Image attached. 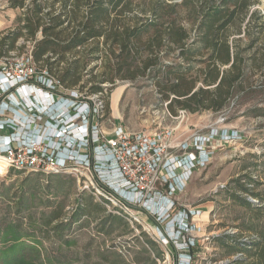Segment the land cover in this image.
Returning a JSON list of instances; mask_svg holds the SVG:
<instances>
[{
  "label": "rangeland",
  "instance_id": "obj_1",
  "mask_svg": "<svg viewBox=\"0 0 264 264\" xmlns=\"http://www.w3.org/2000/svg\"><path fill=\"white\" fill-rule=\"evenodd\" d=\"M133 1L142 19H153L150 8L157 0ZM255 8L264 14V0H259ZM164 11L169 12V7ZM19 13L7 0H0V32L7 31ZM191 15L193 12L187 7L179 8L182 23H189ZM195 35L192 30L190 40ZM246 40L244 37L243 41ZM15 44L14 55L27 52L31 46L23 38ZM153 50L151 54L143 53L142 59L147 58L148 62L145 69L142 60H137L116 71L113 66L117 61L111 60L112 83L101 84L104 86L102 123L109 127L116 121L132 130L154 131L182 122L178 133L187 127L190 133L198 129L206 132L212 127L217 132H232L230 140L217 142L208 164L193 170L185 189L174 196L181 204L199 207L203 211L201 220L206 223L205 230L215 234L210 241L192 248L191 260L187 259L189 264H221L227 259L245 257L248 254L243 255L238 248L251 238L264 235L262 69L247 71V81L252 85L245 92H234L220 113L201 110L176 119L178 113L171 114L167 108L169 100L163 98L166 80L162 64L180 59L177 51H168L164 46ZM201 54L209 55L205 50ZM9 55L10 50L2 56ZM103 73L100 66L84 74L82 80L91 82L92 76L96 80ZM195 75L193 71L194 79ZM196 83L200 85V81ZM245 200L252 202L249 208L245 207ZM226 235L232 236L231 242L225 241L228 245L224 246L218 244L216 238ZM31 246L38 250V255L32 252ZM19 247H26L35 264H188L173 248L158 244L152 232L142 225L130 224L100 204L88 190L79 189L73 176L12 170L0 174V255L20 254L16 250ZM252 253L256 254L255 249H251ZM253 259L254 255L247 262Z\"/></svg>",
  "mask_w": 264,
  "mask_h": 264
},
{
  "label": "built area",
  "instance_id": "obj_2",
  "mask_svg": "<svg viewBox=\"0 0 264 264\" xmlns=\"http://www.w3.org/2000/svg\"><path fill=\"white\" fill-rule=\"evenodd\" d=\"M102 90L65 87L34 62L30 49L0 55V174L73 176L79 189L110 212L142 225L158 244L191 260V249L215 234L205 230L199 207L181 204L174 195L232 132L212 127L190 133L187 127L178 133L182 122L154 131L116 121L107 127L101 120ZM177 113L176 119L189 114Z\"/></svg>",
  "mask_w": 264,
  "mask_h": 264
},
{
  "label": "trees",
  "instance_id": "obj_3",
  "mask_svg": "<svg viewBox=\"0 0 264 264\" xmlns=\"http://www.w3.org/2000/svg\"><path fill=\"white\" fill-rule=\"evenodd\" d=\"M7 1L20 13L7 31L0 32V55L16 48L19 39L28 40L34 62L57 76L65 87H86L96 93L104 88L102 83H112L113 58L116 71L137 60H142L145 69L148 62L142 59L143 53L164 46L177 51L180 59L162 64L166 80L163 98L169 100V112L220 113L234 92H245L252 85L246 76L250 68H260L264 75V14L255 8L259 0H157L150 8L153 19H142L133 0ZM183 6L193 12L189 23L180 21L179 8ZM168 7L169 12L164 11ZM192 30L196 35L190 40ZM202 50L209 55L202 56ZM100 66L102 76L96 80L92 76L91 82L82 80L84 74ZM243 203L246 208L252 205L249 200ZM57 217L53 215V219ZM228 236L217 237V243L228 245L224 244L231 242L232 236ZM242 246L238 251L248 255L226 264H264V235ZM25 248L16 249L20 254H1L0 264H35ZM251 249L256 254L252 253L254 259L248 263ZM31 250L39 254L34 246Z\"/></svg>",
  "mask_w": 264,
  "mask_h": 264
},
{
  "label": "bare ground",
  "instance_id": "obj_4",
  "mask_svg": "<svg viewBox=\"0 0 264 264\" xmlns=\"http://www.w3.org/2000/svg\"><path fill=\"white\" fill-rule=\"evenodd\" d=\"M3 165L0 163V167H2ZM1 172H3V167H2V170H0Z\"/></svg>",
  "mask_w": 264,
  "mask_h": 264
},
{
  "label": "crops",
  "instance_id": "obj_5",
  "mask_svg": "<svg viewBox=\"0 0 264 264\" xmlns=\"http://www.w3.org/2000/svg\"><path fill=\"white\" fill-rule=\"evenodd\" d=\"M11 52H12V50H10ZM37 64V63H36ZM37 65H39V64H37ZM5 132H6V130H5Z\"/></svg>",
  "mask_w": 264,
  "mask_h": 264
}]
</instances>
